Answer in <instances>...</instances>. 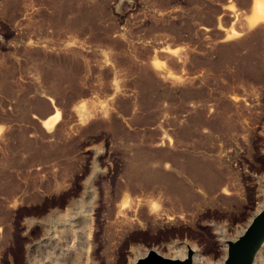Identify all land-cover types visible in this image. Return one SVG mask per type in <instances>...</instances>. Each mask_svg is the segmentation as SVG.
I'll use <instances>...</instances> for the list:
<instances>
[{"label": "rangeland", "instance_id": "rangeland-1", "mask_svg": "<svg viewBox=\"0 0 264 264\" xmlns=\"http://www.w3.org/2000/svg\"><path fill=\"white\" fill-rule=\"evenodd\" d=\"M253 5L0 0V264H223L264 206Z\"/></svg>", "mask_w": 264, "mask_h": 264}, {"label": "water", "instance_id": "water-1", "mask_svg": "<svg viewBox=\"0 0 264 264\" xmlns=\"http://www.w3.org/2000/svg\"><path fill=\"white\" fill-rule=\"evenodd\" d=\"M227 254L223 264H254L264 244V206L255 213L244 230L235 238L227 239ZM194 248L188 244L184 257H170L150 249L128 264H193Z\"/></svg>", "mask_w": 264, "mask_h": 264}, {"label": "bare ground", "instance_id": "bare-ground-1", "mask_svg": "<svg viewBox=\"0 0 264 264\" xmlns=\"http://www.w3.org/2000/svg\"><path fill=\"white\" fill-rule=\"evenodd\" d=\"M254 1V5H253V7H254V9H255V11H256V18L257 19H262V18H264V0H253ZM253 9V10H254ZM167 52H168V50H166ZM171 51V50H170ZM169 51V52H170ZM175 51V50H174ZM180 51V50H179ZM179 51L177 52V53H179ZM166 52V53H167ZM176 53V54H177ZM170 54V53H169ZM159 73H161V72H159ZM163 73V72H162ZM164 74V73H163ZM174 77V76H173ZM172 78V77H171ZM170 78V79H171ZM172 80V79H171ZM54 84V83H53ZM76 104V103H75ZM86 104V103H85ZM84 104V105H85ZM81 106V105H80ZM90 106V105H89ZM104 107V106H103ZM86 108V107H85ZM107 108V107H106ZM83 110V109H82ZM89 110H91V109H89ZM104 110V109H103ZM107 110V109H106ZM98 111V110H97ZM81 113V112H80ZM105 113V112H104ZM101 114V113H100ZM55 115V114H54ZM53 116V115H52ZM50 117V116H49ZM48 117V118H49ZM83 117V116H82ZM88 117V116H87ZM51 118V117H50ZM53 118H55V117H53ZM84 118H86V117H84ZM47 119V118H46ZM52 119V118H51ZM48 120V119H47ZM47 120H44L45 122H47L46 124H49L51 121H54L53 119L48 123V121ZM86 120V119H85ZM43 121V122H44ZM45 124V123H44ZM52 124V123H51ZM195 166H196V164H195ZM195 169V168H194ZM196 171H197V166H196V169H195ZM253 216V215H252ZM251 216V217H252ZM250 217V218H251ZM144 254V253H143ZM226 256V255H225ZM134 259H136V258H134Z\"/></svg>", "mask_w": 264, "mask_h": 264}]
</instances>
